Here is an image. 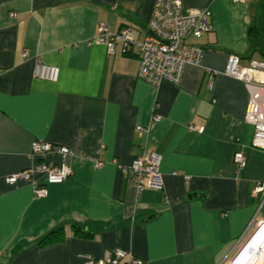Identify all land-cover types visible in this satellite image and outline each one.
Returning <instances> with one entry per match:
<instances>
[{
    "label": "crops",
    "instance_id": "crops-1",
    "mask_svg": "<svg viewBox=\"0 0 264 264\" xmlns=\"http://www.w3.org/2000/svg\"><path fill=\"white\" fill-rule=\"evenodd\" d=\"M154 1L0 0V264H83L116 248L145 264H230L264 220V194L254 193L264 151L251 145L250 91L224 73L230 55L244 67L264 62V0H181L183 11L210 10V30L187 38L204 55L179 84L157 86L137 77L136 46L124 52L119 42L109 55L103 44L88 45L100 23L130 27L143 41ZM37 60L58 67V79L35 77ZM33 140L75 153L72 174L47 184L44 197L29 182L5 180L58 161L32 156ZM147 150L162 156L163 190L138 193L120 166ZM58 228L61 240L39 243Z\"/></svg>",
    "mask_w": 264,
    "mask_h": 264
},
{
    "label": "built area",
    "instance_id": "built-area-1",
    "mask_svg": "<svg viewBox=\"0 0 264 264\" xmlns=\"http://www.w3.org/2000/svg\"><path fill=\"white\" fill-rule=\"evenodd\" d=\"M244 2L245 0H233ZM13 16L14 13H11ZM210 10L208 7L190 9L183 11L181 0H155L148 26L160 40L152 35L139 41L135 32L130 27H124L118 32L111 31L105 23L97 27V34L88 41V45L103 44L109 55L115 53L116 45L121 42L124 45V52L129 47H137L139 60L137 77L146 81L152 86H157L162 80H169L179 84L182 80L184 69L188 65L199 66L201 64L204 48L201 45L190 43L187 38L193 33L207 32L210 30ZM26 56V53H24ZM1 70V66H0ZM34 76L48 81H56L59 76V68L54 65L45 64L37 60ZM214 71L210 72L208 87H212ZM226 75L242 80L250 91V100L246 112V121L253 126L251 145L264 151V62L253 61L249 67L240 64V58L230 55ZM154 121L159 117L154 116ZM189 130L200 131L202 127L190 124ZM137 130H146L141 125ZM55 154L59 157L55 162H37L31 167L18 171L6 177V182L15 184L19 181L29 182L34 189L36 197H44L48 194L47 184H58L66 180L73 172L69 163L75 157V153L66 146L55 145L41 140L31 142V155L46 157ZM162 156L154 150L145 151L140 157L133 159L127 166H120L131 174L133 185L138 193L152 189L163 190V178L160 172ZM233 161L238 168L246 165V157L242 151L233 156ZM102 161L97 162L101 166ZM178 175L176 171L172 173ZM189 180V175H181ZM43 177V180H40ZM254 193L264 194V182L256 181ZM264 205V197L261 200V209ZM258 223H261L258 221ZM241 253L231 261L237 264ZM83 264H145V262L130 251L116 248L105 251L99 258L87 255ZM248 264V263H245ZM256 264V263H253Z\"/></svg>",
    "mask_w": 264,
    "mask_h": 264
},
{
    "label": "bare ground",
    "instance_id": "bare-ground-1",
    "mask_svg": "<svg viewBox=\"0 0 264 264\" xmlns=\"http://www.w3.org/2000/svg\"><path fill=\"white\" fill-rule=\"evenodd\" d=\"M261 226H264L263 224ZM256 231L258 230L255 229ZM261 230V229H260ZM253 231V234L256 232ZM253 234L250 236L252 237ZM258 248V251H256ZM256 251V252H255ZM264 253V233L257 232L255 238L250 242L249 247L241 254L237 264H253L263 256Z\"/></svg>",
    "mask_w": 264,
    "mask_h": 264
},
{
    "label": "trees",
    "instance_id": "trees-1",
    "mask_svg": "<svg viewBox=\"0 0 264 264\" xmlns=\"http://www.w3.org/2000/svg\"><path fill=\"white\" fill-rule=\"evenodd\" d=\"M61 231V228H58L54 231L48 232L46 235H44L40 240L39 243L41 245L49 244L54 241L61 240V234L59 233Z\"/></svg>",
    "mask_w": 264,
    "mask_h": 264
},
{
    "label": "water",
    "instance_id": "water-1",
    "mask_svg": "<svg viewBox=\"0 0 264 264\" xmlns=\"http://www.w3.org/2000/svg\"><path fill=\"white\" fill-rule=\"evenodd\" d=\"M150 35H152L153 37H155L156 39L160 40L152 31H150ZM264 206V205H263ZM261 223H257L256 227H259L261 224L264 225V220H259ZM256 229V228H255ZM254 229V230H255ZM253 230V231H254ZM258 230L253 234V232L246 238L245 242L243 243L242 247L240 248V250L237 252V254L234 256V259L238 256L239 253H243L248 247L250 242L255 238V236L257 235ZM253 234L252 237H250ZM258 251V248L257 250ZM255 251V252H256ZM233 259V260H234Z\"/></svg>",
    "mask_w": 264,
    "mask_h": 264
},
{
    "label": "rangeland",
    "instance_id": "rangeland-1",
    "mask_svg": "<svg viewBox=\"0 0 264 264\" xmlns=\"http://www.w3.org/2000/svg\"><path fill=\"white\" fill-rule=\"evenodd\" d=\"M12 13H14V12H12ZM11 16H12V15H11ZM13 16H15V13H14V15H13ZM256 229H257V227H256ZM254 231H256V230H254ZM233 259H234V258H233ZM233 259H232V260H233ZM232 260H231V261H232ZM230 264H231V263H230Z\"/></svg>",
    "mask_w": 264,
    "mask_h": 264
}]
</instances>
